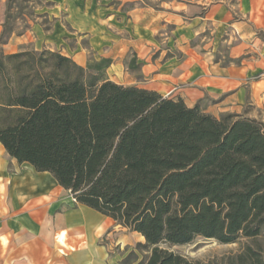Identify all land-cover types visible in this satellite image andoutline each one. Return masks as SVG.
Masks as SVG:
<instances>
[{
    "label": "trees",
    "instance_id": "trees-1",
    "mask_svg": "<svg viewBox=\"0 0 264 264\" xmlns=\"http://www.w3.org/2000/svg\"><path fill=\"white\" fill-rule=\"evenodd\" d=\"M84 75L57 52L0 56V143L18 164L49 173L76 203L142 235L150 253L138 264H202L159 245L262 233L259 122L217 119L199 105Z\"/></svg>",
    "mask_w": 264,
    "mask_h": 264
},
{
    "label": "rangeland",
    "instance_id": "rangeland-1",
    "mask_svg": "<svg viewBox=\"0 0 264 264\" xmlns=\"http://www.w3.org/2000/svg\"><path fill=\"white\" fill-rule=\"evenodd\" d=\"M216 1L230 7L236 0H0V56L57 52L85 70V81L102 73L123 87L144 85L147 66L179 62L186 47L202 48L213 60L226 62L231 29L209 20L207 7ZM101 60L108 65L94 69ZM207 104H198L204 113L213 106ZM243 117L259 122L264 131V106H248ZM141 243L138 235L117 227L102 239L109 254L122 261L129 257L127 264H138L150 253ZM159 248L202 264H264V230L229 244L197 237L190 244Z\"/></svg>",
    "mask_w": 264,
    "mask_h": 264
},
{
    "label": "crops",
    "instance_id": "crops-1",
    "mask_svg": "<svg viewBox=\"0 0 264 264\" xmlns=\"http://www.w3.org/2000/svg\"><path fill=\"white\" fill-rule=\"evenodd\" d=\"M209 5V20L231 34L226 62L202 48L186 47L179 62L147 66L149 78L134 87L180 99L187 107L207 101L206 113L244 116L248 106H264V0ZM206 8V10H207ZM114 220L78 204L46 172L18 164L0 143V264H120L102 239ZM142 240L137 232H132ZM126 242V241H124Z\"/></svg>",
    "mask_w": 264,
    "mask_h": 264
}]
</instances>
